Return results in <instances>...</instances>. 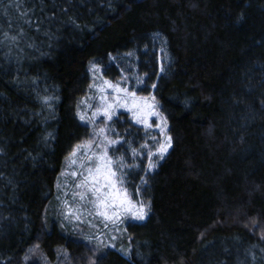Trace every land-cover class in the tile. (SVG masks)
I'll list each match as a JSON object with an SVG mask.
<instances>
[{"label": "trees", "instance_id": "1", "mask_svg": "<svg viewBox=\"0 0 264 264\" xmlns=\"http://www.w3.org/2000/svg\"><path fill=\"white\" fill-rule=\"evenodd\" d=\"M153 96L171 152L121 113L109 127L148 219L94 255L49 214L79 140L88 67ZM155 85V87H153ZM79 144V143H77ZM264 0H0V264H264ZM33 260V259H32ZM28 264H39L34 261Z\"/></svg>", "mask_w": 264, "mask_h": 264}, {"label": "rangeland", "instance_id": "2", "mask_svg": "<svg viewBox=\"0 0 264 264\" xmlns=\"http://www.w3.org/2000/svg\"><path fill=\"white\" fill-rule=\"evenodd\" d=\"M88 73L90 76V86L87 94L78 102L75 119L78 127L81 130V135L78 138L79 140L75 143L76 145L72 147L70 154L66 159L64 169L58 179L57 193L56 198L49 209V214L51 220L58 224L59 228L71 238L77 239L85 244L86 249H90L94 255L99 253H104L108 249H119L127 251L129 249V244L131 238L128 235L127 226L129 224L138 223L141 224L148 219L149 211L144 206L145 217L143 220H138L133 218L131 212H124L120 210L121 216L119 220L113 222L111 219H106L104 216L96 214L95 208L92 204L88 203L87 200L80 201L79 197L74 195V193L81 191L77 189L75 185L80 182V176H73L72 173L75 171L77 173L83 172L84 169L80 167V163L83 161L84 150L77 152L76 157H72L71 153L76 150L77 145L85 144L91 141V152L98 153L101 151L102 144L106 143L105 137L108 140H112L109 135V127L111 123L117 119L121 113L128 114L130 121L137 127L143 128L152 135V139L148 140L152 143V149L143 153L140 158L148 156L149 164L155 165L152 168H155L159 162H161L165 156H167L173 147V140L171 138V147H168L167 150L163 153V158H161V153L159 151V146L164 144L169 135V126L166 121V118L161 114L160 108L155 101H152L153 96H138V99L147 98L150 103H155V111L159 115H154L149 117L148 123L151 124V127H145L143 123H137L133 118V112L128 111L125 107L116 106L114 114L109 120L105 117L102 112L98 110L102 107L101 96H106L107 102L112 103V98L116 96V93L113 92L112 88L107 87L104 82L108 81L112 85H119L121 88H125L129 93H133L129 90L127 85H125L124 80L119 82H112L106 79L103 75L102 70L95 64H90L88 67ZM104 90L101 91L100 89ZM121 95H123L121 93ZM96 113L94 116L93 114ZM81 116L84 119H81ZM161 117L166 121V124H163ZM165 128V133L161 134L160 128ZM101 128L105 129L103 135H98ZM79 143V144H77ZM118 142L114 145L109 146L108 151L112 147L117 148ZM110 154V153H109ZM75 159L76 164H72L71 160ZM114 167L118 169V175H120L124 181L122 187L125 188V178L123 174V169L114 164ZM127 191V190H126ZM128 194V192H127ZM128 198L132 201L137 208L140 204L135 203L128 194ZM112 210L109 209L108 213L111 215ZM71 213V215H69ZM254 231L256 230L260 236L264 237V226H254ZM33 259V260H32ZM37 262L39 264H51L47 258L41 253L39 245H33L27 256H25L24 263L28 264L30 261ZM55 264H78L75 261H72L69 253L62 248L58 250V257Z\"/></svg>", "mask_w": 264, "mask_h": 264}, {"label": "snow or ice", "instance_id": "3", "mask_svg": "<svg viewBox=\"0 0 264 264\" xmlns=\"http://www.w3.org/2000/svg\"><path fill=\"white\" fill-rule=\"evenodd\" d=\"M104 84L112 88L116 96L112 98V103L107 102L108 98L106 96H101L103 104L101 109L98 110L99 112H102L110 120L116 106L125 107L128 111L133 112V118L137 123H143L145 127H151V124L148 123L149 117L159 115L154 110L155 103H150L147 98L138 99L135 93H129L127 89L121 88L119 85H112L108 81H105ZM100 90L103 91L104 89L101 88ZM151 100L155 101V97H152ZM93 115L95 116L96 113ZM81 119L83 120L84 117L81 116ZM160 119L163 124H166L163 117ZM160 132L164 134L165 128L161 127ZM104 133L105 129L101 128L98 135ZM105 141L106 143L102 144L101 151L98 153L91 152V141L77 145L76 150L71 153L72 157H76L77 152L83 149V160L86 161V163L83 161L80 163V167L84 169L83 172L77 173L74 171L72 173L73 176H80V182L75 187L81 191L74 193V195L78 196L80 201L87 200L88 203L92 204L97 215L111 219L113 222L120 219V210L131 212L133 218L143 220L145 217L144 206L141 204L137 208L128 198L126 189L122 187L124 181L118 175V169L114 167L115 162L108 151L109 146L114 145L117 141L108 140L107 137H105ZM168 147H171V137H167L165 143L159 146L161 158H163V153ZM76 162L75 159L71 160L72 164H76ZM122 166L123 162L121 161ZM154 166L153 164L149 165L150 168ZM109 209L112 210L111 215L108 213Z\"/></svg>", "mask_w": 264, "mask_h": 264}]
</instances>
